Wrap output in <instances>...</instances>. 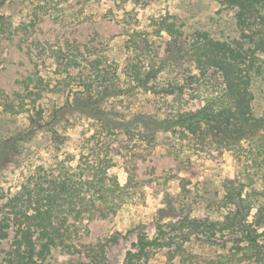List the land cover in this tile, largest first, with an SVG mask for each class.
<instances>
[{
    "label": "rangeland",
    "instance_id": "1",
    "mask_svg": "<svg viewBox=\"0 0 264 264\" xmlns=\"http://www.w3.org/2000/svg\"><path fill=\"white\" fill-rule=\"evenodd\" d=\"M216 10V0H0V13L9 17L10 22L9 31L0 32L2 202L19 189L28 172L36 166L75 167L80 153L88 152L82 140L99 132L100 141L111 145L114 165L108 169L109 174L115 175L120 185L129 182V186L115 214L82 220L74 238L75 244H81L78 248L82 252L83 246L113 236L117 241L106 247L107 264H123L125 252L134 250L132 243L138 231L144 230L152 238L156 222L176 220L179 214L215 217L213 202L221 197L220 184L225 178L258 175L254 161H250L251 156L257 157L253 141H242V148L235 151L213 147L191 149L190 143L180 145L170 133L163 131L148 141L137 129L130 136L118 129L106 132L99 121L84 116L67 103L76 94L80 95L83 80L93 78L95 61L100 63L99 68L109 65L116 68V82H134L129 80L125 66L128 54L133 51L127 49L133 30L139 32L135 38L148 33L151 56L159 70L150 82L160 86L174 82L173 78L184 82L183 74L176 67L170 64L162 67L159 58L163 57V51L155 46L163 47L167 36L154 35L150 31V19L169 12L184 19L187 27L210 29L216 36L232 32L231 13L221 12L218 20L222 17L224 21L218 25ZM141 64L142 70L149 66L145 60ZM29 75L41 77L51 88L37 97L34 105L30 91H36V82L28 90L20 82ZM56 82H60V90L53 92ZM157 83L155 90L159 91ZM262 88L264 84L259 87V99L254 106L258 114L264 108ZM173 99L174 95L134 87L120 95L107 96L102 106L128 119L137 113L164 116L178 107L195 109L203 103V95L196 96L189 89L178 100ZM56 110L59 121L54 127L43 125L37 129L29 119L43 111L46 118L42 122L46 123L47 113ZM50 127L57 130L61 144L49 143L47 128ZM257 162H262V158L257 157ZM261 167L264 175V165ZM262 178L254 186L264 191ZM254 213L252 209L248 219ZM6 247L7 243L1 242L0 252ZM166 250V247L153 248L147 260L137 264H180L179 256L170 261ZM186 250L184 255L190 256V260L202 261L219 254L214 247L203 246L195 240L186 243ZM82 252L66 254L55 249L49 264H87L88 259Z\"/></svg>",
    "mask_w": 264,
    "mask_h": 264
},
{
    "label": "trees",
    "instance_id": "2",
    "mask_svg": "<svg viewBox=\"0 0 264 264\" xmlns=\"http://www.w3.org/2000/svg\"><path fill=\"white\" fill-rule=\"evenodd\" d=\"M216 1L215 23L221 25L224 21L222 17L218 20L221 12H230L232 32L216 36L210 29L187 27L184 19L169 12L150 19V31L167 36L163 47L155 46L163 51V57L159 58L162 67L165 64L176 67L183 74L184 82H177L176 77L165 86L150 82L159 70L151 56L148 33L135 38L139 32L133 30L136 33H131L127 45L133 51L128 54L125 66L129 80L134 82H116V68L111 65L99 68L100 63L95 61L93 78L83 80L80 95L76 94L67 103L68 107L99 121L106 132L118 129L130 136L137 129L150 141L163 131L170 133L178 144L190 143L195 150L213 147L235 151L242 148V141H253L254 154L262 158V162H257L254 155L250 158L258 173L255 178L253 174L236 175L221 182L223 193L213 202L215 217L179 214L176 220L156 222L152 238L144 230L138 231L132 243L134 250L125 252L123 264L145 261L153 248L162 247H166L170 261L178 255L180 264H264V191L254 186L264 177L261 174L264 108L259 114L254 109L259 87L264 84V0ZM8 20L9 17L0 13L1 33L9 31ZM144 60L149 66L142 70ZM20 82L27 90L36 82V91H30L32 105L46 89L51 90L50 83L43 82L39 76H25ZM156 83L159 91L155 90ZM60 85L56 82L52 91L60 90ZM134 87L174 95L172 101L189 89L196 96L202 94L203 103L195 109L178 107L164 116L137 113L128 119L102 106L107 96L120 95ZM39 105L43 108L42 103ZM57 112H46V123L42 122L46 118L43 111L29 119L37 129L43 125L54 127L59 121ZM52 127L47 128L49 143L59 145L63 141ZM100 138V133L94 132L82 140L88 152L80 153L75 167L36 166L5 201L0 196V243H7L0 252V264H49L51 253L58 248L66 254L81 253L78 248L81 244H75L74 238L82 220L106 218L116 213L125 199L129 182L120 185L116 176L109 174L108 169L114 165L111 145ZM252 209L255 213L248 219ZM193 240L214 247L219 254L202 261L190 260L184 253L186 243ZM115 241L117 238L110 236L83 246L87 264H107L106 247Z\"/></svg>",
    "mask_w": 264,
    "mask_h": 264
}]
</instances>
